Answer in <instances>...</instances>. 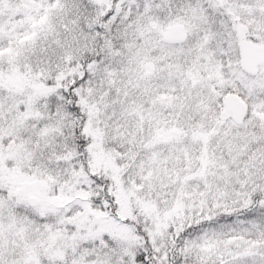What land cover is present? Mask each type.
Instances as JSON below:
<instances>
[{
	"label": "snow or ice",
	"instance_id": "6c2138e0",
	"mask_svg": "<svg viewBox=\"0 0 264 264\" xmlns=\"http://www.w3.org/2000/svg\"><path fill=\"white\" fill-rule=\"evenodd\" d=\"M0 264H264V0H0Z\"/></svg>",
	"mask_w": 264,
	"mask_h": 264
}]
</instances>
